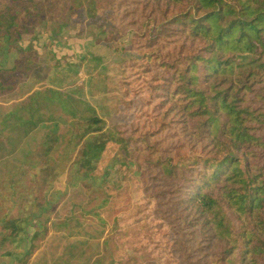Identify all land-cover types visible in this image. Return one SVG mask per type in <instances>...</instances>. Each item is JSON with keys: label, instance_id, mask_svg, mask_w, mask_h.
Returning a JSON list of instances; mask_svg holds the SVG:
<instances>
[{"label": "rangeland", "instance_id": "obj_1", "mask_svg": "<svg viewBox=\"0 0 264 264\" xmlns=\"http://www.w3.org/2000/svg\"><path fill=\"white\" fill-rule=\"evenodd\" d=\"M31 1L24 4L42 16L19 13L18 48L0 72V236L3 218L35 215L41 227L26 260L6 256L23 253L7 244L0 264H223L190 213L192 190L181 183L176 193L178 185L158 175L159 163L210 148L170 96L173 36L145 37L155 33L151 21L158 23L154 1L100 0L89 17L66 11L91 0ZM13 3L0 0V10ZM64 96L75 118L63 109ZM13 111L18 118L41 114L44 122L25 136L16 116L7 121ZM94 115L103 125L89 140L104 148L87 165L80 135ZM225 210L231 232L253 228ZM244 243L237 239L231 264H242Z\"/></svg>", "mask_w": 264, "mask_h": 264}, {"label": "trees", "instance_id": "obj_2", "mask_svg": "<svg viewBox=\"0 0 264 264\" xmlns=\"http://www.w3.org/2000/svg\"><path fill=\"white\" fill-rule=\"evenodd\" d=\"M0 10V72L20 39V14L28 18L41 17V11L32 13L25 2ZM91 0L86 9L76 5L66 12L80 10L92 16ZM157 22L151 21L155 33L147 31L154 39L168 32L174 43V91L170 96L177 101L178 114L192 130L209 143V151L192 156L187 161L159 163L158 175L176 193L186 186L192 191L188 201L190 213L201 223L199 231H207L209 243L218 248L223 264H231L237 239L243 244L242 264L264 262V0H153ZM75 1H73L74 3ZM145 25V30L148 28ZM30 48V47H28ZM50 95L61 97L57 91ZM37 95L46 96L42 93ZM69 97L64 96L63 109L70 110ZM16 116L19 130L28 136L42 125L41 114L28 118ZM80 141L85 140L81 151L85 164L97 158L103 144L89 139L99 134L103 121L96 115L88 118ZM96 126V127H93ZM97 136V135H96ZM81 142H77L78 145ZM93 149V150H92ZM90 157V158H88ZM185 184L179 187V184ZM175 188V187H174ZM155 197L157 195H154ZM158 198V197H156ZM227 207L239 216L244 215L253 226L243 232L233 233L224 223ZM177 209H175L176 211ZM174 211V212H175ZM169 216H174L173 213ZM4 234L0 237V249L7 244H17L23 253H6L13 259L26 260L33 250V241L41 227L40 220L2 219ZM29 228L34 230L29 235ZM243 228V227H242ZM241 228V230H242ZM233 235V236H232ZM21 264H26L22 262Z\"/></svg>", "mask_w": 264, "mask_h": 264}]
</instances>
